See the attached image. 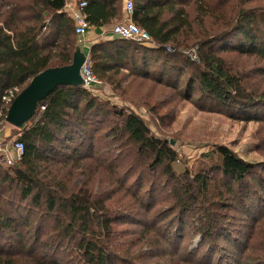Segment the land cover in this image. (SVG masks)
Instances as JSON below:
<instances>
[{
	"label": "trees",
	"instance_id": "16d2710c",
	"mask_svg": "<svg viewBox=\"0 0 264 264\" xmlns=\"http://www.w3.org/2000/svg\"><path fill=\"white\" fill-rule=\"evenodd\" d=\"M67 1L0 0V130L10 106L1 102L6 91L17 88V96L40 72L71 64L79 37L65 12ZM124 1L76 0L86 3L82 14L95 29L120 21ZM130 1L132 22L153 46L117 37L93 44L88 56L96 78L148 81L184 99L197 96L210 111L264 123V95L249 90L224 56L253 57L264 75V8L237 9L217 31L199 33L194 25L203 28L214 16L215 0ZM193 7L195 21L187 12ZM47 21L53 40L41 44ZM193 46L197 62L180 50ZM12 136L23 153L11 166L0 162V264H139L145 257L133 247L152 243L156 233L176 243L199 234L209 250L187 256L214 264L220 242L237 249L245 232V251L257 233L261 256L255 264H264L263 164L217 146L218 163L191 174L141 118L98 102L82 87H58L23 130L12 128ZM92 162L108 175V189L90 185ZM65 170L80 171L82 185L62 176ZM159 197L169 212L148 222ZM238 221L241 229H232ZM125 226L139 228V235H128ZM245 257L237 264L253 263Z\"/></svg>",
	"mask_w": 264,
	"mask_h": 264
},
{
	"label": "rangeland",
	"instance_id": "374dc122",
	"mask_svg": "<svg viewBox=\"0 0 264 264\" xmlns=\"http://www.w3.org/2000/svg\"><path fill=\"white\" fill-rule=\"evenodd\" d=\"M216 1H213L211 7L214 16H207L204 19L203 28L198 27L197 29V26L194 25V29L198 30L199 33L217 31L222 18L231 17L237 9L248 8L257 11L264 8V0H228L221 7L215 3ZM69 2L74 3L73 0ZM73 5L75 6L76 3ZM187 12L189 19L195 21V7L187 9ZM120 22L121 20L113 25ZM50 32L52 33L49 35ZM52 40L53 29L47 21V27L43 31L40 41L41 44H45L47 41L51 42ZM197 49L193 46L181 48L180 50L183 54L192 50L197 54ZM224 56L227 64L241 76L243 83L249 87V90L264 95V75L257 72L263 65L253 57H239L234 54ZM114 77L109 81L101 80V89L97 92L93 91L91 94L98 102L109 103L111 106L132 112L141 118L155 138L168 143L177 156L176 163L181 167H186L191 174L208 170L209 167L218 163V158L214 154V149L217 146L228 148L248 163L264 165V123L248 121L240 117L230 118L225 113L210 111V104L202 102L197 96L184 99L182 94L177 95L173 91L156 86L148 81L127 80L122 75ZM185 78H188L187 74ZM182 91L183 89L180 92ZM4 128L11 127L4 124L2 129ZM10 136V140H7L9 147L15 141L12 131ZM2 147L4 148V144ZM4 165L6 166L5 163ZM90 169H96L90 184L93 186L94 191H97L100 187L102 188V186L103 189H108L104 179V175H108L102 169L95 168L93 162L90 164ZM79 172L73 171L71 173L65 170L62 176H67L70 182L75 185H82V176L79 175ZM168 204L162 197L157 198L148 222L154 223L155 216L158 217V220L167 216V212H169ZM32 218L36 220L34 214ZM262 224L264 226V222ZM241 225L238 221L232 229L239 230L242 227ZM161 227H164L162 223ZM124 228L128 230V235H139V228L132 226H125ZM246 228L251 229V224H248ZM47 229L48 227L44 228L45 231ZM160 235V233L153 235L150 244L140 242L133 247V251H140L145 257L139 264H205L200 257L197 258V261L195 258L187 256V254H192L199 248H202L201 253L209 250V247H202L203 241L199 234L194 235L192 238L190 234H187L177 243L173 239H170L173 242H167ZM248 235L249 233L245 232L239 236L241 246L239 245L237 249L233 247L228 249L227 242H220L219 246L215 248L216 258L213 263L217 264L219 261H223L229 264L232 263V259L234 262L232 264H237L239 259L244 258L245 255L248 257L247 262L253 260L252 264H255L256 257L261 256L260 244L256 233L257 237L255 236L250 241L247 251H245L246 247L244 246L248 244Z\"/></svg>",
	"mask_w": 264,
	"mask_h": 264
},
{
	"label": "built area",
	"instance_id": "2783aa9c",
	"mask_svg": "<svg viewBox=\"0 0 264 264\" xmlns=\"http://www.w3.org/2000/svg\"><path fill=\"white\" fill-rule=\"evenodd\" d=\"M85 6V2H76V5L73 8H70V12L68 14L70 19L73 21L74 32L79 38H81L91 29L86 22L84 15L82 14V10ZM132 12V2L130 0H125L123 8V18L121 19L120 23L111 26V28L109 29V34L111 36L134 42L139 45L153 46L146 31L140 29L136 24L132 22ZM77 46H79L78 43ZM167 51L173 52L170 48H167ZM184 55L193 62L198 61L197 54L193 50L184 52ZM80 75L83 82L82 88L87 92L92 93L96 88H99L102 85L101 81L96 78V76L92 72L88 55H86L84 64L80 69ZM17 93V88L6 91L1 98L3 106L7 107L8 105H10L16 97ZM41 110H44V108L41 107ZM11 149L14 152V155L12 157L8 155L6 149H0V162L5 163L8 166H11L16 161H18L23 153V146L18 142L11 143Z\"/></svg>",
	"mask_w": 264,
	"mask_h": 264
},
{
	"label": "water",
	"instance_id": "95a60500",
	"mask_svg": "<svg viewBox=\"0 0 264 264\" xmlns=\"http://www.w3.org/2000/svg\"><path fill=\"white\" fill-rule=\"evenodd\" d=\"M85 59V53L76 46L70 65L49 68L34 76L29 85L10 104L5 116L7 125L23 130L35 116L38 104L58 87H82L80 69Z\"/></svg>",
	"mask_w": 264,
	"mask_h": 264
},
{
	"label": "crops",
	"instance_id": "0c3cea01",
	"mask_svg": "<svg viewBox=\"0 0 264 264\" xmlns=\"http://www.w3.org/2000/svg\"><path fill=\"white\" fill-rule=\"evenodd\" d=\"M69 1L70 0L67 1L66 6H65V12L67 15L70 12V8L74 7L73 4L76 3V0H73V2H74L73 4H71L72 2H69ZM111 26H113V24ZM111 26H108V27H105L102 29L91 28L85 35H83L81 38H78L77 43H78L80 49L82 50V52H84L85 55H88L89 49L93 44L102 43L106 40L116 38L115 36H111L109 34V29L111 28ZM52 29H53V27H52ZM51 33L52 32H50L49 35ZM49 42L50 41H47L46 43H49ZM100 89L101 88L99 87V88H96L94 91L97 92ZM11 128H4V129L0 130V149H6L8 155L12 157L14 155V152L11 149V147L8 146L9 145L8 141L10 140V137H11L10 134L12 131ZM6 142H8V143H6ZM3 144H4V148L2 147Z\"/></svg>",
	"mask_w": 264,
	"mask_h": 264
}]
</instances>
